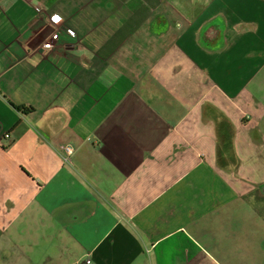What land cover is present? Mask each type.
I'll list each match as a JSON object with an SVG mask.
<instances>
[{
  "label": "crops",
  "instance_id": "obj_1",
  "mask_svg": "<svg viewBox=\"0 0 264 264\" xmlns=\"http://www.w3.org/2000/svg\"><path fill=\"white\" fill-rule=\"evenodd\" d=\"M198 1L0 0L2 262L264 264V0Z\"/></svg>",
  "mask_w": 264,
  "mask_h": 264
},
{
  "label": "rangeland",
  "instance_id": "obj_2",
  "mask_svg": "<svg viewBox=\"0 0 264 264\" xmlns=\"http://www.w3.org/2000/svg\"><path fill=\"white\" fill-rule=\"evenodd\" d=\"M206 2H207V0L206 1L203 0V1L196 2V4H195L196 10H200L203 7V5L206 4ZM216 32H217V26H213L209 30V32L207 34H210L211 37H215ZM252 90L254 91L253 93H254V96L256 97V100L258 102L260 101V102H262L264 104V79L262 81H259V82L256 81L253 84V87H252L251 91ZM242 109H244V108L242 107ZM259 111L263 112L264 109L263 110H259ZM239 112L242 114V111H239ZM249 116H251V113L249 114ZM258 120H259V116L258 117H255V121H258ZM261 128H263V127H261ZM262 135L264 136V132H262ZM20 224H22V225H20ZM25 224H26L25 218L20 219V222L19 223H16V227L10 228V229H8L6 231V234H5L6 237H8L9 239H11V241H13L14 239H16L17 242L20 245H24V244L27 245L28 244V242H27L28 236L27 235H28L29 228H27L25 226ZM17 226H19V227H17ZM32 231L33 232H36L37 231V233H40L42 231V228H35V227H33L32 228ZM3 248L4 247L0 246V264H7V263H13V264H15L14 262H12V260H9L8 262H2V256L4 255V257H6L9 254L8 251H7V253L4 254L3 252H5L6 250H4ZM26 251H27V248L24 249V250H22L21 252L22 253H26ZM9 259H11V256H10ZM80 261H81L80 263H82L84 261V258L82 257L80 259Z\"/></svg>",
  "mask_w": 264,
  "mask_h": 264
},
{
  "label": "built area",
  "instance_id": "obj_3",
  "mask_svg": "<svg viewBox=\"0 0 264 264\" xmlns=\"http://www.w3.org/2000/svg\"><path fill=\"white\" fill-rule=\"evenodd\" d=\"M62 38L63 39L70 38L71 40H77L78 36L72 30L64 27L62 22L57 21L55 31L50 35V37L48 38V41L43 44L41 49L45 51H51L53 49V44L62 42ZM242 115L245 121L250 119L248 115L244 113H242ZM4 137L6 139L10 138L9 135H5ZM57 152H58V155H59V158L62 164L68 165V166L72 165V157L74 155L75 150L71 145L60 146L57 149ZM91 263H92L91 259L87 258L84 264H91Z\"/></svg>",
  "mask_w": 264,
  "mask_h": 264
},
{
  "label": "water",
  "instance_id": "obj_4",
  "mask_svg": "<svg viewBox=\"0 0 264 264\" xmlns=\"http://www.w3.org/2000/svg\"><path fill=\"white\" fill-rule=\"evenodd\" d=\"M215 24L217 25L218 27V30H219V33H220V36L217 38L216 42H214V44H211L213 48H218L219 46H221L223 44V33H224V26L223 24L220 22V21H216ZM212 25V24H211ZM210 25V26H211ZM208 28H206L207 30ZM205 30V31H206ZM210 36V35H208ZM211 39H214L213 37H211Z\"/></svg>",
  "mask_w": 264,
  "mask_h": 264
},
{
  "label": "trees",
  "instance_id": "obj_5",
  "mask_svg": "<svg viewBox=\"0 0 264 264\" xmlns=\"http://www.w3.org/2000/svg\"><path fill=\"white\" fill-rule=\"evenodd\" d=\"M8 104L10 105V107L15 110L16 112L22 113V114H27L30 112V110H32L31 108L25 107V106H20V105H16L14 103H11L10 101H8Z\"/></svg>",
  "mask_w": 264,
  "mask_h": 264
},
{
  "label": "flooded vegetation",
  "instance_id": "obj_6",
  "mask_svg": "<svg viewBox=\"0 0 264 264\" xmlns=\"http://www.w3.org/2000/svg\"><path fill=\"white\" fill-rule=\"evenodd\" d=\"M202 41L204 42V43H212V44H214V42L216 41V40H214V39H211L210 37H202ZM78 264V263H77Z\"/></svg>",
  "mask_w": 264,
  "mask_h": 264
}]
</instances>
